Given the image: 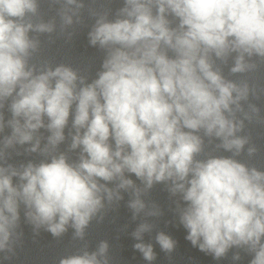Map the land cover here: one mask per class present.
<instances>
[{"label": "clouds", "instance_id": "obj_1", "mask_svg": "<svg viewBox=\"0 0 264 264\" xmlns=\"http://www.w3.org/2000/svg\"><path fill=\"white\" fill-rule=\"evenodd\" d=\"M153 3L158 9L155 17ZM126 5L122 11L128 18L101 19L90 33L93 45L109 46V55L99 78L75 92L77 77L69 68L57 67L38 76L26 70L25 57L35 45L28 38L33 25L23 21L36 12V0H0V107L15 93L10 121L14 137L20 143L30 141L31 132L42 127L47 116L50 143L62 141L75 102L77 135L72 147L82 145L87 154L77 166L61 155L50 163L29 164L19 174L6 175L0 167V249L18 220L20 201L28 207L29 219L48 224L54 235L64 232L69 221L82 235L102 206L101 191L108 193L109 200L113 195L95 178H122L127 169L146 179L149 187L153 181L173 180V191H181L188 202L181 222L193 245L216 257L232 245H249L255 253L251 264H264V174L249 172L230 158L194 161L201 150V139L194 132L201 128L222 137L226 149L239 150L245 143L229 139L237 125L224 112H231L230 104L245 97L247 88L225 82L212 70L207 54L212 51L221 57L239 51L233 72L244 70V53L264 56V0H126ZM166 10L179 18V33L167 26ZM37 29L51 31L44 24ZM161 42L176 53L175 58L160 51ZM20 117L23 125L16 119ZM81 128L86 129L82 136ZM110 137L115 151L108 143ZM16 175L23 181L19 188L12 183ZM130 185L131 180L122 178L120 187ZM130 206L139 211L144 204L136 199ZM147 228L141 225L137 237ZM157 241L164 250L174 247L163 233ZM135 247L145 259L154 258L151 245ZM106 250L102 243L99 253L71 256L61 264H101L98 254Z\"/></svg>", "mask_w": 264, "mask_h": 264}]
</instances>
